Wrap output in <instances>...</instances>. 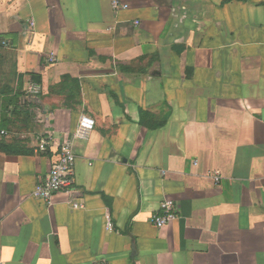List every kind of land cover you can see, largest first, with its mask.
Masks as SVG:
<instances>
[{"label": "crops", "instance_id": "crops-1", "mask_svg": "<svg viewBox=\"0 0 264 264\" xmlns=\"http://www.w3.org/2000/svg\"><path fill=\"white\" fill-rule=\"evenodd\" d=\"M125 2L0 0V264H264V0ZM82 114L76 184L35 198Z\"/></svg>", "mask_w": 264, "mask_h": 264}, {"label": "built area", "instance_id": "built-area-1", "mask_svg": "<svg viewBox=\"0 0 264 264\" xmlns=\"http://www.w3.org/2000/svg\"><path fill=\"white\" fill-rule=\"evenodd\" d=\"M112 7L116 10L127 9L129 4L125 0H111ZM32 24H34L32 22ZM54 60V57L52 58ZM32 94H38L40 87L36 84L30 88ZM96 126L94 117L88 114H82L78 121L76 129L67 134L63 142L56 143L53 135H40L37 137L38 149L45 151L51 145L56 146L58 157L55 160L49 173L41 178L35 186L32 196L51 204L52 198L64 188L72 187L76 184L75 166L77 155L75 152V142L77 140H86ZM2 135L8 136L9 132L0 130ZM216 181H220V176L215 177ZM74 208H80L82 205L78 202H73ZM178 207L173 199H164L160 203L159 210L151 216V223L157 228L162 229L174 222L178 217Z\"/></svg>", "mask_w": 264, "mask_h": 264}, {"label": "trees", "instance_id": "trees-1", "mask_svg": "<svg viewBox=\"0 0 264 264\" xmlns=\"http://www.w3.org/2000/svg\"><path fill=\"white\" fill-rule=\"evenodd\" d=\"M145 114H146V113L144 112V110H141V115H142L141 122H142V123H143V116H144ZM163 124H164V122H162V123H160V124H158V125H154L153 127H154V128H158V127H161ZM12 143H14V142H12ZM12 143L1 142V143H0V148H1V149L8 150V151H11V152H14V153H27V152H28V151L25 150L24 148H20V147H18V146H15V145L12 144ZM104 198H105L106 200H108L107 197H106L105 195H104Z\"/></svg>", "mask_w": 264, "mask_h": 264}]
</instances>
